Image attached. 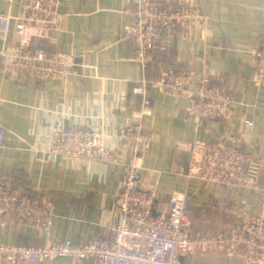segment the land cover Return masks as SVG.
<instances>
[{"label": "crops", "instance_id": "1", "mask_svg": "<svg viewBox=\"0 0 264 264\" xmlns=\"http://www.w3.org/2000/svg\"><path fill=\"white\" fill-rule=\"evenodd\" d=\"M10 0H0V11ZM177 4L181 0H161ZM209 18V34L175 28L165 32L144 70L134 58L135 44L126 32L132 18L124 0H60L63 18L48 44L76 57L78 78L31 80L9 76L0 63V121L7 130L0 148V181L24 188L55 205L50 230L41 234L9 222L0 243L32 246L71 240L86 243L111 233L125 183V167L134 156L117 149L109 162L73 165L45 151L51 132L76 127L116 134L140 123L152 144L140 155L141 183L159 191L158 212L170 211L174 193L185 194L194 234H215L236 226L238 214L264 211V86L254 84L255 51L264 32V0H200ZM4 47L0 24V50ZM175 67L220 84L232 99L231 115L199 124L184 96L151 88L152 105L142 113L143 96L134 88L145 74L155 77ZM253 123L248 128V123ZM229 140L253 154L261 173L256 188L224 187L190 181L186 142ZM25 264H74L68 257ZM82 264H96L86 260ZM181 264H248L222 252L187 255Z\"/></svg>", "mask_w": 264, "mask_h": 264}, {"label": "built area", "instance_id": "2", "mask_svg": "<svg viewBox=\"0 0 264 264\" xmlns=\"http://www.w3.org/2000/svg\"><path fill=\"white\" fill-rule=\"evenodd\" d=\"M125 13L132 18L126 26L135 44L134 58L144 70L153 60V51L165 32L182 28L209 34V18L200 0H181L177 4L161 0H124ZM63 18L60 0H10L0 11V50L2 70L9 76L31 80L78 78L76 57L50 46L54 32ZM254 84L264 86V32L255 51ZM151 88L184 96L191 101L190 114L201 124L231 115L232 99L220 84L206 77L167 67L155 77L145 74L134 88L143 96L142 113L152 105ZM248 128L253 123H248ZM7 130L0 121V148L5 146ZM152 137L140 123L130 124L116 134H106L76 127L51 132L45 151L62 156L73 165L109 162L119 148L134 156L125 167V183L116 209L120 220L111 233L86 243L71 240L37 242L32 246L0 243V264H25L68 257L74 264L93 260L96 264H181L187 255L222 252L238 256L248 264H264V211L242 212L239 223L215 234H194L188 224L191 209L185 194L174 193L170 211L158 212L159 191L148 190L141 183L140 155L148 151ZM191 161L187 169L190 181L237 188H256L261 169L253 154L229 140L186 142ZM55 219L52 199H45L24 188H10L0 181V232L9 222L47 233Z\"/></svg>", "mask_w": 264, "mask_h": 264}]
</instances>
